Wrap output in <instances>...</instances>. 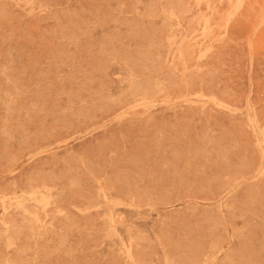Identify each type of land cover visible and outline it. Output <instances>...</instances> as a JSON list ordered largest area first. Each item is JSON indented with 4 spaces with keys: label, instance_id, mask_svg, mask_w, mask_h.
I'll use <instances>...</instances> for the list:
<instances>
[{
    "label": "rangeland",
    "instance_id": "1",
    "mask_svg": "<svg viewBox=\"0 0 264 264\" xmlns=\"http://www.w3.org/2000/svg\"><path fill=\"white\" fill-rule=\"evenodd\" d=\"M239 1L0 0V264H264Z\"/></svg>",
    "mask_w": 264,
    "mask_h": 264
},
{
    "label": "bare ground",
    "instance_id": "2",
    "mask_svg": "<svg viewBox=\"0 0 264 264\" xmlns=\"http://www.w3.org/2000/svg\"><path fill=\"white\" fill-rule=\"evenodd\" d=\"M195 1H197V0H195ZM229 1V0H228ZM236 1H238V0H236ZM243 1V0H242ZM264 1V0H263ZM208 2V1H207ZM239 2H241V0L239 1ZM239 2L238 3H235V4H237V5H235V8H236V6H239ZM197 3V2H196ZM199 3V2H198ZM263 8V7H262ZM208 29V28H207ZM209 31V30H208ZM208 35V34H207ZM102 197H103V195H102ZM41 210V209H40ZM28 213V212H27Z\"/></svg>",
    "mask_w": 264,
    "mask_h": 264
}]
</instances>
